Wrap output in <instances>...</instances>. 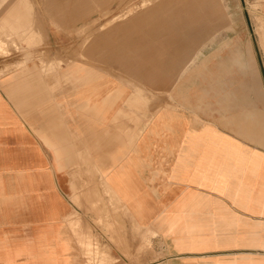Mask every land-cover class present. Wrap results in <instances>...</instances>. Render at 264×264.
<instances>
[{
	"label": "crops",
	"instance_id": "crops-1",
	"mask_svg": "<svg viewBox=\"0 0 264 264\" xmlns=\"http://www.w3.org/2000/svg\"><path fill=\"white\" fill-rule=\"evenodd\" d=\"M6 1L0 0V9ZM248 1L263 12L257 42L262 41L264 60V0ZM90 2L41 0L32 9L52 29L75 27L76 13ZM134 3L130 14L107 19L83 61L80 40L48 35L46 65L26 64V58L25 66L0 78V264H83L80 246L88 245L99 218L88 210L111 203L108 190L124 204L140 239L150 227L158 232L155 243L184 256L175 264H264V147L244 137L234 122L231 131L218 125L226 92L237 103L232 117L252 116L251 138L264 130L258 72L241 87L256 88L258 100L246 93L241 102L232 90L235 72L240 77L250 65L256 69L257 52L242 50L236 37L204 57L207 38L216 43L219 37L226 0ZM29 5L11 3L0 19V34L32 32ZM172 80L174 102L168 99L169 110L159 112L160 103L149 98L170 90ZM175 101L184 111L175 110ZM208 114L216 122L209 140L219 145L231 140L227 151L233 159L199 171L202 179L192 181L189 136L199 116L206 120L201 116ZM218 144L210 151H223ZM173 155L174 163L177 157L184 163L170 164L164 174L161 162ZM180 203V211L156 209ZM107 214L110 218V210ZM172 214L175 227L163 225ZM208 252L214 254L191 256Z\"/></svg>",
	"mask_w": 264,
	"mask_h": 264
},
{
	"label": "rangeland",
	"instance_id": "rangeland-1",
	"mask_svg": "<svg viewBox=\"0 0 264 264\" xmlns=\"http://www.w3.org/2000/svg\"><path fill=\"white\" fill-rule=\"evenodd\" d=\"M17 0H7L6 3L0 9V19L7 12L5 9L11 4L16 2ZM30 5L31 11H27L30 15V20L32 23L31 30L28 35H16L14 33L9 34H0V78L5 76L6 74L11 73L12 71L18 69L21 66H25L24 62L26 58H28L29 63L31 61L37 60L40 63H47L45 58V51L48 50L50 44H47L48 35H53L55 38L63 37L67 39H77L80 40L79 50H80V60L84 58V52L87 50V46L90 40L94 39V35H101L102 32L99 31L100 27L105 26L107 24V19L113 17L115 15L120 14V16H126L133 11L134 7H130L132 0H91L89 5L83 6L81 5L78 17H80V25L75 27H58V28H50L46 25L45 18L42 16H38L32 8L38 7L41 0H27ZM143 1V4L150 2L151 0H136L137 4ZM68 3H71V0H67ZM248 0H226L228 3L229 10L224 11V18L222 20V26L219 27V32L216 43H211V39L209 37L205 41L204 46V57H209L213 52L219 50L221 46H224L225 43L239 37L240 46L242 50H246V47H250L249 50L253 52H257L258 59L256 60V69L253 70V67L250 65L248 71H240L239 76L236 72L233 74L235 79H237L236 83L233 86V91L235 92V96L237 99L243 102V96L247 94L254 95L255 100L259 99V94L256 88L250 86L249 89L243 90L241 87L251 83V81L256 79V74L258 72V86L260 88L261 93L264 96V60L261 58V51L263 50L262 41L260 43L257 42V38L259 40V27L262 26L263 22V12L255 10V6L247 5ZM128 3V5H127ZM69 15V16H68ZM67 17L72 18L73 14L69 13ZM234 23V28L230 26ZM262 39V36H261ZM102 40V39H101ZM98 41V40H97ZM100 41V40H99ZM98 41V42H99ZM99 45H103V43H98ZM66 46V44H64ZM228 53V51H224V54ZM227 56V54H225ZM224 57V55H223ZM34 58V59H33ZM246 62L252 59H244ZM71 60L65 62L69 63ZM215 62V61H214ZM244 78V80H242ZM249 79V80H248ZM244 81V82H243ZM226 86H230L229 83L225 84ZM241 85V86H240ZM168 87V86H167ZM181 85L176 87V92L182 96L184 94V90H182ZM227 88V87H226ZM151 91V90H150ZM181 91V93H180ZM227 91H231L229 88ZM174 92L175 85L172 84L170 86V90H160L157 92H153V95L149 98V103L152 100L155 103H160V107L157 108L159 112H163L165 110H169L167 106L168 99L174 102ZM244 94V95H243ZM225 92V103L223 106V116L219 121L221 127L224 126L226 130H232V122L239 125L236 130H239L243 133L244 137H250V141L261 145L264 147V130L257 129L260 131L261 135L255 133L253 138L249 135L252 132V128L250 127V123L252 122V116L248 112H242L239 117H232L230 111L232 109L233 104L236 102L235 100L228 101ZM159 100V101H158ZM239 100H237L239 102ZM177 105L175 110L184 111V107L180 106L178 102L175 101ZM237 104V103H235ZM170 110L174 111V108H170ZM193 113V112H192ZM184 115V112L181 113ZM194 114V113H193ZM197 115V114H196ZM215 114H208V116H201L206 118V120L200 118L197 121V126L191 129V133L189 136L188 143V151L186 157L188 159V164H190L191 169V177L192 181H199L202 179L200 176L202 174L199 171H208L210 166H219V164H223L224 162H228L233 159L231 151H227L229 147H231V140H227L225 138L221 139L220 145L216 140H209V136L211 132L215 133L216 122H211V117ZM179 120V115L176 116ZM198 120V119H197ZM202 130L203 135L201 137L197 136L196 133ZM255 130V129H254ZM179 134H177V137ZM178 139V138H177ZM223 146V151L220 149L219 153L216 154V150L213 152L210 151L212 146ZM176 159L175 155H173L170 160H164L161 162L162 170H168V166L170 164L174 165L176 168L184 163L183 158L177 157V161L174 163L173 161ZM217 163V165H216ZM171 165V166H172ZM224 165V164H223ZM207 167V168H206ZM108 190V189H107ZM109 194V199H111V203H103L98 202L88 210L84 206H80L82 210H88V212H92L99 218L94 220L95 229H90V237L88 238V245L80 246L82 251L81 255L84 259L83 264H175L180 261L184 256L180 254H170L169 250H167L168 246H163L162 244L155 243L154 239L158 237V232L151 229L150 227H145L142 230V239H140L139 231H136L134 225L132 224L131 218L124 212V204L118 200V198L111 192L107 191ZM87 206V204H85ZM184 204H176L174 207L167 206L157 207L156 209H160L161 211H167L173 209V211L182 210ZM147 207V206H145ZM126 209V208H125ZM110 210V218L107 214ZM216 211V208L212 209ZM219 211H223L218 209ZM219 217H223L221 213ZM176 216L174 214L171 215V220L162 221L163 225L169 227H175L176 221L174 220ZM221 218H218L220 220ZM217 222V219L215 218ZM73 230V229H72ZM74 231V230H73ZM106 237V242L104 238ZM142 243V246H136V243ZM157 242V241H156ZM213 252L203 253V254H192L191 256L197 257H209ZM177 260V261H176Z\"/></svg>",
	"mask_w": 264,
	"mask_h": 264
},
{
	"label": "bare ground",
	"instance_id": "bare-ground-1",
	"mask_svg": "<svg viewBox=\"0 0 264 264\" xmlns=\"http://www.w3.org/2000/svg\"><path fill=\"white\" fill-rule=\"evenodd\" d=\"M156 28V27H155ZM112 42V41H111ZM169 55V54H168ZM1 69V68H0ZM72 132V131H71ZM82 163V162H81ZM169 167V166H168ZM3 195V194H2ZM84 202V201H83ZM87 203V202H86ZM89 205V204H88ZM57 221V220H56ZM81 223V222H80ZM82 226V225H81ZM80 228V226H79ZM49 233V232H48ZM45 238V237H44ZM41 241V240H40ZM43 241V240H42ZM44 243V242H43ZM46 243V242H45ZM49 246V245H48Z\"/></svg>",
	"mask_w": 264,
	"mask_h": 264
}]
</instances>
